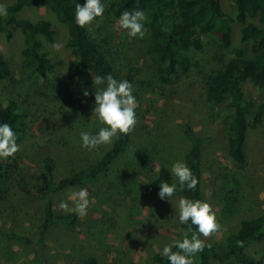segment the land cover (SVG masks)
<instances>
[{"label": "rangeland", "instance_id": "1", "mask_svg": "<svg viewBox=\"0 0 264 264\" xmlns=\"http://www.w3.org/2000/svg\"><path fill=\"white\" fill-rule=\"evenodd\" d=\"M14 0H0L5 7ZM111 0H104L108 6ZM225 11L236 16L232 0H222ZM19 16L37 23L41 18L53 21L56 30L54 42H45L54 62L55 71L47 81H34L23 67V34L14 27L13 36L0 34V51L11 64L13 78L0 84V98H13L24 113L30 117L31 128L24 134L19 152L20 188L14 198L0 202V264H39L34 259L30 246L8 238L7 231H17L36 240L42 218V190L46 181L45 169L40 155V144L61 127L60 112L64 108L62 98L68 89H75L66 76L72 60L67 45L68 29L56 15L45 6L23 9ZM143 38H130L127 30L120 27L119 17L109 12L96 18L88 27L102 38L114 51L120 62L121 73L141 70V77L153 80L155 63L147 53L146 44L150 28L146 25ZM241 24L233 23V45L220 46L209 35L204 36L200 50H188L192 72L182 75L173 89L162 94L158 87L154 93L138 94L137 122L133 127V139L122 154L95 181L82 187L64 190L54 197L59 212H71L74 201L69 194L86 188L91 201L87 214L79 216L75 227L56 224L46 239L45 253L50 264H79L94 256L99 264H153V255L173 239H178L181 227L174 205L181 196L171 199L160 196L144 198L140 185L153 179L161 166L169 169L173 162L183 159L190 150L191 142L184 133L186 117L202 138L203 149V194L216 212L219 229L209 236H199L205 243H221L229 232L236 231L240 222L264 212V124L250 129L246 142L248 162L241 164L230 154L227 126L229 119L220 115L222 106L210 107L205 100L200 79L213 66H223L233 55L234 47L242 46L248 57L253 55L252 42H241ZM59 45V48L55 47ZM138 78V77H137ZM247 95L256 104L264 103V88L251 81L243 83ZM161 93V94H160ZM101 125L96 119L90 131H98ZM67 140L64 153L59 156L56 170L58 177L77 165L89 162L103 149L104 144L91 150L81 146L79 133L68 130L57 132ZM115 138V137H114ZM113 138V139H114ZM113 141V140H112ZM73 153L70 155V153ZM77 152V153H76ZM174 180L176 179L173 176ZM66 202L68 209L62 208ZM126 214L129 223L120 216ZM124 223V229L118 224ZM263 244L256 245L262 250ZM197 258H194V264ZM217 264V263H213Z\"/></svg>", "mask_w": 264, "mask_h": 264}, {"label": "trees", "instance_id": "2", "mask_svg": "<svg viewBox=\"0 0 264 264\" xmlns=\"http://www.w3.org/2000/svg\"><path fill=\"white\" fill-rule=\"evenodd\" d=\"M77 0H14L6 5L8 15L0 17V34L8 38L13 36L16 27L23 34L25 46L22 50L23 67L34 81H47L55 71V62L45 42H54L56 30L53 21L41 18L37 23L19 16L20 12L31 6L49 8L68 29L67 45L71 49L72 60L66 69V76L75 89H68L62 98L64 108L60 112L61 127L51 133V137L39 146L45 169L46 181L42 190V218L39 236L36 240L17 231H7L8 238L24 242L31 247L34 259L39 264H50L45 253L46 239L56 224L75 227L79 220L76 212H59L55 208L56 194L75 187H82L105 174L110 166L124 154L133 139V128L127 134H119L109 146L89 162L81 163L62 176L56 175L59 156L64 153L67 140L64 135L58 138L57 132L80 133L88 130L96 120L92 110L95 106L96 86L93 78L97 75L111 74L118 79H127L134 85V95L161 90L164 94L173 87L182 75L192 72L188 50H200L204 46V36L209 35L220 46L230 48L233 45V23L241 26V42H252L253 55L248 57L242 46L234 47L233 55L223 66H213L202 76L201 87L206 103L213 108L222 106L220 115L229 119L227 126L231 156L239 163L248 162L246 142L250 129L264 124V103L256 102L247 95L243 83L251 81L264 88V0H232L236 16L225 11L222 0H111L105 4V12L120 17L125 10L142 9L145 23L150 28V38L146 44L156 69L153 80L141 77V70L122 74L119 59L115 51L101 37L92 33L88 25L80 27L75 23V5ZM83 4L85 0H78ZM98 18V17H97ZM14 71L0 51V84L13 78ZM138 77V78H137ZM158 87V90L156 88ZM169 88L170 91L173 88ZM85 90L89 95L85 96ZM160 93V94H161ZM93 114V115H92ZM186 117L184 133L191 142L185 161L198 178L195 189H179L174 195L206 200L203 194V149L202 138L192 121ZM0 122L10 123L18 135V143L31 128L30 117L24 113L13 98H0ZM66 145V146H65ZM21 151V150H20ZM14 157L0 158V202L13 199L20 188V154ZM77 153V152H76ZM73 154L72 152L70 155ZM174 181L170 169L159 168L158 174L150 181L140 185V194L144 198L159 195L161 182ZM122 222L129 223L126 214L121 215ZM190 223V221H189ZM124 223L118 224L124 229ZM183 231L188 225L180 224ZM193 230L196 226L193 225ZM199 235V234H198ZM264 243V212L240 222L236 231H231L221 243H205L202 252L196 254V264H264V247H254ZM175 250V249H174ZM79 264H99L94 256L87 257ZM153 264H169L167 258L159 252L153 255Z\"/></svg>", "mask_w": 264, "mask_h": 264}, {"label": "clouds", "instance_id": "3", "mask_svg": "<svg viewBox=\"0 0 264 264\" xmlns=\"http://www.w3.org/2000/svg\"><path fill=\"white\" fill-rule=\"evenodd\" d=\"M105 12L104 0H85L83 4L78 0L75 5V23L80 27L91 24L97 17ZM8 15V9L0 4V17ZM145 12L142 9L125 10L119 17L120 27L127 30L130 38H143L146 32L144 21ZM59 48V45H55ZM96 86L95 106L92 110L98 122L103 125L98 131L81 130L79 135L81 146L89 150L104 144H110L119 134H127L137 122L138 101L134 95V85L127 79H118L111 74L97 75L93 78ZM85 96L89 95L85 90ZM92 114V115H93ZM17 132L8 122H0V158L14 157L21 150ZM171 175L176 179L169 183H159V196L161 199L172 197L179 189H195L198 178L183 159L173 162L170 168ZM69 199L74 201V208L70 209L79 216L87 214L91 203L86 188L73 191ZM61 207L68 209L66 202ZM178 212L180 224L188 225L183 231L181 239H173L165 244L159 251L162 257L167 258L169 264H194V258L205 248V242L200 235L207 237L218 230L216 212L207 200L194 199L181 196L174 205ZM190 221V223H189ZM193 225L196 230H193ZM199 234V235H198ZM175 249V250H174Z\"/></svg>", "mask_w": 264, "mask_h": 264}]
</instances>
